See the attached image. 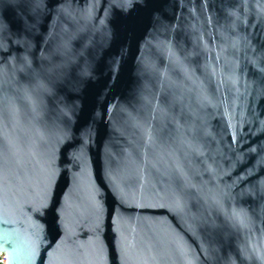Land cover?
<instances>
[{"label": "water", "instance_id": "95a60500", "mask_svg": "<svg viewBox=\"0 0 264 264\" xmlns=\"http://www.w3.org/2000/svg\"><path fill=\"white\" fill-rule=\"evenodd\" d=\"M6 264H264V0H0Z\"/></svg>", "mask_w": 264, "mask_h": 264}, {"label": "built area", "instance_id": "2783aa9c", "mask_svg": "<svg viewBox=\"0 0 264 264\" xmlns=\"http://www.w3.org/2000/svg\"><path fill=\"white\" fill-rule=\"evenodd\" d=\"M5 253L0 251V264H6V257H5Z\"/></svg>", "mask_w": 264, "mask_h": 264}]
</instances>
